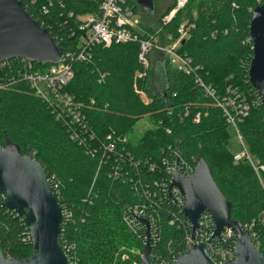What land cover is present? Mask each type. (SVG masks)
<instances>
[{
	"label": "trees",
	"instance_id": "1",
	"mask_svg": "<svg viewBox=\"0 0 264 264\" xmlns=\"http://www.w3.org/2000/svg\"><path fill=\"white\" fill-rule=\"evenodd\" d=\"M21 1L67 52L77 51L86 35L78 15L98 12L100 2ZM127 1L140 18L137 32L141 38L148 39L161 29L159 42L169 44L180 36L179 28L184 25L187 36L178 52L191 60L194 72L187 74L161 55L164 86L154 89L151 66L145 77H136L144 70L139 42L110 47L94 44L88 60L73 63L74 74L66 88L84 104L82 116L95 139L85 137L83 143L71 139L68 124L56 118L27 82L20 81L0 89L1 140L19 145L23 154L30 153L45 167L58 200L70 215L61 235L70 264H139L147 242L146 229L133 230L124 217L135 205L151 207L158 218V235L151 251L154 264H168L184 252L193 235L192 226L183 207L162 190L164 174L150 170V162L158 161L162 150L170 146L187 162L207 161L217 185L233 205L232 218L242 222L264 253V170L260 168L264 165V106L249 81L254 56L252 10L264 0H189L168 22L164 18L177 0L163 11L160 0H154L155 11H144L136 0ZM162 1L165 4L166 0ZM44 6L46 13L40 12ZM18 60H10L15 70ZM197 77L215 90L216 98L234 90L249 105L237 127L254 165L247 158L235 159L230 148V130L234 128ZM136 88L151 101L146 103ZM146 116L155 127L145 130L137 141L130 139L136 124ZM109 136L129 139L122 144L123 157L110 154L101 162ZM88 147L97 150L96 154L86 151ZM2 205L0 194V247L15 259L28 258L33 250L29 228L22 217ZM203 228L195 234L203 233ZM235 241L231 236L226 242L215 243L220 248Z\"/></svg>",
	"mask_w": 264,
	"mask_h": 264
},
{
	"label": "water",
	"instance_id": "2",
	"mask_svg": "<svg viewBox=\"0 0 264 264\" xmlns=\"http://www.w3.org/2000/svg\"><path fill=\"white\" fill-rule=\"evenodd\" d=\"M144 11H155L154 0H136ZM250 36L253 60L249 81L257 90L264 106V3L252 10ZM65 49L54 36L33 17L21 0H0V63L7 59L25 58L32 62L57 64ZM2 80H0V83ZM172 186L185 197L184 214L193 231L200 227V218L207 212L214 222L212 239H221L226 228L237 237L236 258L226 264H264V253L254 242L241 221L232 218V203L217 185L204 158H199L195 171L182 177L175 173ZM0 194L3 208L14 211L29 228L32 254L23 260L8 256L0 247V264H69L62 244L64 209L43 164L30 153L23 154L19 145L8 141L0 150ZM147 227V242L141 264L152 261V233L149 220L139 218ZM171 264H218L205 243L186 249Z\"/></svg>",
	"mask_w": 264,
	"mask_h": 264
},
{
	"label": "built area",
	"instance_id": "3",
	"mask_svg": "<svg viewBox=\"0 0 264 264\" xmlns=\"http://www.w3.org/2000/svg\"><path fill=\"white\" fill-rule=\"evenodd\" d=\"M188 2L189 0H177L176 7L164 18V20L166 22L170 21L179 10L186 7ZM40 12H48L47 6L42 7ZM77 18L80 21V29L86 31V35L82 36L79 49L77 51L68 52L65 50L63 58L57 64H43L32 62L25 58H18L20 59L18 60L20 64L15 70L10 61L11 59H7L0 63V73L2 75L0 89L9 87L20 81L27 82L34 93L40 97L49 108H51L56 115V118L68 124L67 127L71 133V139L75 141L83 143L86 140L85 137L89 140L95 139L94 132L87 128V124L84 122V115L82 116L84 104L66 88L74 74L73 63L75 61L88 60L91 57L90 46L94 44H102L104 47H110L113 44L139 42V61L144 70L136 73L137 78H143L146 76V71L150 65L148 54L155 49L165 52V55L169 58L171 64L180 70H184L187 74L194 72L191 60L178 52L181 42L187 36V31L184 25H181L179 28L180 36L176 40L161 46L158 43L159 40L157 36L161 33V29H158L155 35H149L148 39L141 38L140 34L137 32L140 28V18L135 13L134 9L128 4L127 0H100L98 12L81 14L78 15ZM169 38L171 37L169 36ZM197 82L205 88L208 94L216 99L218 106L223 108L227 121L233 126L238 140L244 148L243 153L235 154V159L240 160L242 158H247L251 164L254 165L253 160L244 145L242 135L237 127V121L246 115L249 110V105L245 102L244 98H241L240 94H237L234 90H228L224 97L216 98V92L213 88L205 86L199 77H197ZM136 92L146 103L151 101L148 95L142 90L136 88ZM91 102L94 103L95 101L91 100ZM199 116V114L196 116L198 120ZM197 118L195 121H197ZM83 134L88 135L82 136ZM108 139L110 141L105 145V152L101 157V162H106L110 154H113L118 158L123 157L125 151V146L123 145L128 141L129 136L122 138L118 137L117 140L113 139L112 136H109ZM119 142L120 150L118 148ZM5 146L6 143L0 138V150H3ZM86 151L92 154H96L97 152V150L91 149V147H88ZM122 162H125V159ZM197 162L198 160H196L194 164L187 162L184 160L179 150L171 146L164 149V151L162 150V156L158 161L150 162L151 171L160 170L159 174H164L165 176L161 183L162 190L170 193L175 203L182 206L183 210L186 199L178 187L172 186L174 175L177 172L182 177L188 176L195 171ZM260 168L264 170V165L260 166ZM256 169L258 170V168ZM113 174L117 177L120 176L118 171H114ZM64 215L65 219L70 216L69 214H66L65 210ZM124 217L133 230H135L136 227H144L146 229V239L147 227L139 220V218L149 220L151 225L152 242L158 235V218L155 216L151 207L146 208L139 205L131 206L125 213ZM208 227H212V231H210ZM201 228H203L204 232L201 234H195ZM214 229L215 226L211 215L205 212L200 218L199 229L193 231V235L189 239L186 249L198 243H205L210 255L218 262V264H226L236 258L234 247L237 243V237L230 228H226L222 233L221 239H212ZM231 236L236 238L234 245H224L220 246V248L217 247L218 245L215 243L216 240L226 242ZM182 253L183 252H179L178 256ZM123 256L125 259L129 258L127 255ZM178 256L168 264H171ZM139 264H141V262Z\"/></svg>",
	"mask_w": 264,
	"mask_h": 264
},
{
	"label": "rangeland",
	"instance_id": "4",
	"mask_svg": "<svg viewBox=\"0 0 264 264\" xmlns=\"http://www.w3.org/2000/svg\"><path fill=\"white\" fill-rule=\"evenodd\" d=\"M171 2L172 0H166L164 4L163 1L160 0L158 3L160 10L163 11L162 9L165 8L167 4H170ZM158 43L161 46L165 44V43L163 44V42H158ZM153 52H155V54H153ZM149 54L151 57L149 56ZM149 54H148V60H149V63H151L149 67L151 66V70H152V83L151 84L154 87V89H162L164 86V80H163V72H162V66H161V61L159 59V56L161 57L162 55V57H164L165 52L159 49H155L149 52ZM154 127L155 126L153 122L150 120L149 116H146L136 124L134 133L130 135V139L137 141L145 130H147L148 128H154ZM230 133H231L230 148L233 150L234 154L243 153L244 148L242 144L239 142L235 130L231 128Z\"/></svg>",
	"mask_w": 264,
	"mask_h": 264
}]
</instances>
